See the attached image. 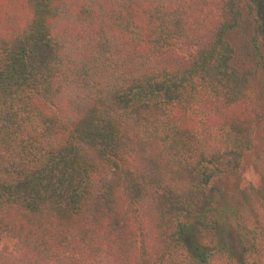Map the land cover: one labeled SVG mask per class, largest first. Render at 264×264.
<instances>
[{
  "label": "trees",
  "instance_id": "16d2710c",
  "mask_svg": "<svg viewBox=\"0 0 264 264\" xmlns=\"http://www.w3.org/2000/svg\"><path fill=\"white\" fill-rule=\"evenodd\" d=\"M249 19L262 64L252 0H0V264H264V194L236 252L202 242L249 147Z\"/></svg>",
  "mask_w": 264,
  "mask_h": 264
},
{
  "label": "rangeland",
  "instance_id": "374dc122",
  "mask_svg": "<svg viewBox=\"0 0 264 264\" xmlns=\"http://www.w3.org/2000/svg\"><path fill=\"white\" fill-rule=\"evenodd\" d=\"M255 7V27L264 33V0H252ZM250 19L241 23L231 37L236 50V61L247 75L249 114L251 129L248 133L249 147L243 150L235 172H226L215 177L209 184L210 205L215 221L212 241L202 239L206 245H221L236 252L244 234L242 218L250 215V207L258 203L264 194V61L255 58L249 38L255 36ZM263 213H264V207ZM264 263V259H263Z\"/></svg>",
  "mask_w": 264,
  "mask_h": 264
}]
</instances>
